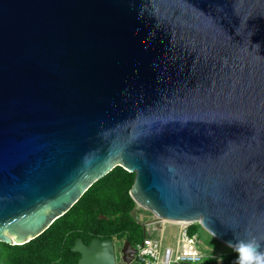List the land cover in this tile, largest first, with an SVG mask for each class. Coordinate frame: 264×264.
I'll return each mask as SVG.
<instances>
[{
  "label": "water",
  "instance_id": "95a60500",
  "mask_svg": "<svg viewBox=\"0 0 264 264\" xmlns=\"http://www.w3.org/2000/svg\"><path fill=\"white\" fill-rule=\"evenodd\" d=\"M117 166L144 234L197 222L264 252V0H0V242ZM71 250L116 264L109 238Z\"/></svg>",
  "mask_w": 264,
  "mask_h": 264
},
{
  "label": "trees",
  "instance_id": "16d2710c",
  "mask_svg": "<svg viewBox=\"0 0 264 264\" xmlns=\"http://www.w3.org/2000/svg\"><path fill=\"white\" fill-rule=\"evenodd\" d=\"M134 174L117 166L94 182L78 201L55 219L39 236L22 245L0 242V264H75L77 253L71 250L76 238L86 244L91 238L105 239L121 236L135 245L143 236L130 211L134 202L129 191ZM196 227H188V236ZM236 253L224 255L223 264H235ZM213 257L203 264H215Z\"/></svg>",
  "mask_w": 264,
  "mask_h": 264
},
{
  "label": "rangeland",
  "instance_id": "374dc122",
  "mask_svg": "<svg viewBox=\"0 0 264 264\" xmlns=\"http://www.w3.org/2000/svg\"><path fill=\"white\" fill-rule=\"evenodd\" d=\"M135 204L133 205V207ZM191 225L196 227L194 238H195V244H196V252L198 254H201L203 257H213L215 260H218L223 264V257L224 255L235 253V251L232 248H229L228 246L224 245L223 243L219 242L217 239H215L213 236H211L207 231H205L201 225L197 222L191 223L187 226H185L186 230ZM141 227V226H140ZM181 228L177 225H173L170 223H163V224H154L150 226H146L145 228V234L142 231L143 238H151V239H163V243L169 246H176L178 237L181 232ZM127 236L126 233L122 234L121 236H113L111 239L114 243V249L117 254L116 264H124L119 257V249L123 246V243L125 241V237ZM142 238V239H143ZM141 239V240H142ZM140 240V241H141ZM139 241V242H140ZM138 243V242H137ZM216 264V263H215Z\"/></svg>",
  "mask_w": 264,
  "mask_h": 264
},
{
  "label": "built area",
  "instance_id": "2783aa9c",
  "mask_svg": "<svg viewBox=\"0 0 264 264\" xmlns=\"http://www.w3.org/2000/svg\"><path fill=\"white\" fill-rule=\"evenodd\" d=\"M163 239L143 238L133 245L135 262L139 264H203L205 257L196 252L194 236H188L184 227L176 246L164 244ZM143 242V243H142ZM142 243V246H141ZM216 264H221L216 260Z\"/></svg>",
  "mask_w": 264,
  "mask_h": 264
},
{
  "label": "clouds",
  "instance_id": "9594fccd",
  "mask_svg": "<svg viewBox=\"0 0 264 264\" xmlns=\"http://www.w3.org/2000/svg\"><path fill=\"white\" fill-rule=\"evenodd\" d=\"M237 254L235 264H264V252L260 251V244L253 240H240L235 245L229 242Z\"/></svg>",
  "mask_w": 264,
  "mask_h": 264
},
{
  "label": "flooded vegetation",
  "instance_id": "af4514ba",
  "mask_svg": "<svg viewBox=\"0 0 264 264\" xmlns=\"http://www.w3.org/2000/svg\"><path fill=\"white\" fill-rule=\"evenodd\" d=\"M129 243V246H127V249H126V253L123 254L121 251H122V248L123 246L121 247V249H119V257H120V260L123 262V258L125 259H129L130 257L133 258V261L135 260V255H136V250L133 248V244H131L129 241H127ZM88 244V243H86ZM124 245V243H123ZM114 254H115V261L117 259V254L115 252V249H114ZM77 260L79 258V254L77 253ZM77 262V261H76ZM133 263H136L135 261ZM137 264V263H136Z\"/></svg>",
  "mask_w": 264,
  "mask_h": 264
},
{
  "label": "bare ground",
  "instance_id": "6f19581e",
  "mask_svg": "<svg viewBox=\"0 0 264 264\" xmlns=\"http://www.w3.org/2000/svg\"><path fill=\"white\" fill-rule=\"evenodd\" d=\"M157 223L158 224L170 223V224L179 226L181 229H183L185 226L188 225L187 222H183V221H181V222H170V221H166V220H159V222H156V223H154V222L147 223L146 226L154 225V224H157Z\"/></svg>",
  "mask_w": 264,
  "mask_h": 264
}]
</instances>
